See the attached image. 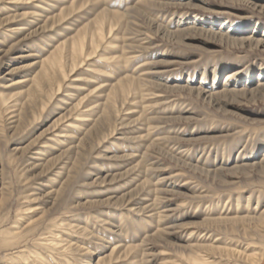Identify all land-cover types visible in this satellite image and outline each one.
<instances>
[{
  "label": "rangeland",
  "instance_id": "1",
  "mask_svg": "<svg viewBox=\"0 0 264 264\" xmlns=\"http://www.w3.org/2000/svg\"><path fill=\"white\" fill-rule=\"evenodd\" d=\"M261 5L0 0V231L19 212L38 264H228L253 244L242 218L264 210V179L237 166L264 155V99L222 89L237 69L235 88L264 83V49L214 34H262ZM110 23L113 44L49 97L45 68L63 53L71 71L73 45L89 54L104 25L110 43Z\"/></svg>",
  "mask_w": 264,
  "mask_h": 264
},
{
  "label": "bare ground",
  "instance_id": "2",
  "mask_svg": "<svg viewBox=\"0 0 264 264\" xmlns=\"http://www.w3.org/2000/svg\"><path fill=\"white\" fill-rule=\"evenodd\" d=\"M261 8L264 9V5H261ZM117 26L113 23L109 24V36L112 35V33L115 31ZM192 28V27H191ZM105 25L100 26L96 32H94L90 39V53L88 54L86 50L88 47L85 45V36L82 37L83 40L80 42H77L73 45V51L70 53L71 55V63L72 66L71 71L66 70L67 63L66 59L62 57V54L60 53V57H55L53 61L50 63L48 68H45L44 70V79L47 84H51L53 80L56 81L57 88L55 90H52V92L49 94V97H54L56 93H59L62 89V83H57V78L61 77L63 80L70 77V73L76 70V68L82 66L85 62H88L91 57L97 55L102 52V48H104L106 45L111 46L113 44V41L116 39L114 38V34L111 36L114 38L110 43L106 40L105 33ZM159 30V28H158ZM161 30V29H160ZM210 33H213L211 31H208ZM169 33V32H168ZM233 30L229 29L226 30L224 33H213L214 35H218V39L220 42L225 43L226 45H239L241 47H248V48H262L264 49V32L260 35L256 36H248V37H240L237 38L232 35ZM172 36V35H170ZM117 37V36H116ZM59 48V47H58ZM57 48V49H58ZM56 49V50H57ZM107 47L104 48L106 50ZM100 57L104 58V55H100ZM107 61H114L118 62V60H121V56L118 58H105ZM125 60L130 62V59L128 57H125ZM46 63H48V60H46ZM242 74V71L240 69H237L235 71H230L226 74L225 82L223 83V89L222 92L225 93H245V94H251L253 96L260 97L261 99H264V83L260 81V79L263 77V70L257 73L256 83L252 87H243L242 89H238L234 87V83H232V80L234 78H237ZM248 84V83H247ZM246 84V85H247ZM245 86V84H244ZM202 92H204L203 89H201ZM48 97V98H49ZM238 169H240L243 172H256L260 175L262 179H264V155L260 157L257 161H251V162H245L241 164L240 166H237ZM258 193H264V189L258 188ZM258 210L257 207L253 209L254 212L252 214L243 216L242 221L247 224V227L243 228V231L241 234L246 238H252L251 242L253 244H249L245 250L242 248L230 247L229 255L226 260L228 261V264H264V210L260 213L261 215L257 216L254 215L255 211ZM22 215L18 212L17 218L13 220L12 228L11 230L5 229L0 231V255L5 254L2 256L3 263L4 264H38V261L41 260L42 256L39 254L37 249L32 250L27 246L28 242V235L29 232H26L27 229H22L20 226L23 222ZM7 221V220H5ZM4 219H0V225H2L4 222ZM32 229V228H30ZM29 229V230H30ZM28 233V234H27ZM38 239V241L41 240ZM62 242H64V239L60 237L58 234L54 235V237L51 240L46 241V245L51 248H56L61 246ZM34 243H37L36 240H34ZM11 251V252H10ZM243 259V261L241 260ZM193 264H213L208 259H204L201 256H194L192 258ZM227 264V263H225Z\"/></svg>",
  "mask_w": 264,
  "mask_h": 264
}]
</instances>
